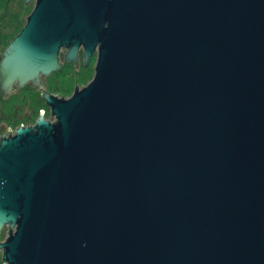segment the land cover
<instances>
[{"label": "water", "instance_id": "obj_1", "mask_svg": "<svg viewBox=\"0 0 264 264\" xmlns=\"http://www.w3.org/2000/svg\"><path fill=\"white\" fill-rule=\"evenodd\" d=\"M23 1L3 98L96 63L0 122L2 264H264V0Z\"/></svg>", "mask_w": 264, "mask_h": 264}, {"label": "rangeland", "instance_id": "obj_2", "mask_svg": "<svg viewBox=\"0 0 264 264\" xmlns=\"http://www.w3.org/2000/svg\"><path fill=\"white\" fill-rule=\"evenodd\" d=\"M27 6L28 8L22 17L23 21L32 11L34 1L29 2ZM15 11L16 8L13 5L10 13L3 19L0 18L2 19L0 26L2 35L5 34L2 29L6 26L10 14ZM6 47L4 44H0V58ZM94 66L95 64H91L88 71L84 72L85 70H83L78 71V73L75 72L73 67L64 66L60 71L53 73L49 80L43 81L42 87L47 89L46 92L53 96L68 99L73 94L75 86L76 89H81L91 81L94 75ZM39 94L36 89L27 85L23 89L13 92L8 98L0 100V122L3 121L5 126L10 128V132H14L19 126L34 125L35 120L39 117L40 110L43 111L42 113L45 112V117L49 119L50 110L43 102L39 101ZM6 134H9V131Z\"/></svg>", "mask_w": 264, "mask_h": 264}, {"label": "trees", "instance_id": "obj_3", "mask_svg": "<svg viewBox=\"0 0 264 264\" xmlns=\"http://www.w3.org/2000/svg\"><path fill=\"white\" fill-rule=\"evenodd\" d=\"M13 5L16 8V11L14 13H11L9 18L7 17L8 18L7 24L2 29L3 33L5 34L2 35L0 31V44H4L5 47L22 29V27L24 26L26 22V18H27L26 17L25 21H23L22 17L28 8L27 4L25 5L23 0H0V18L3 19L5 16H7L10 13ZM2 19H0V26H1ZM0 100H3V96L1 93H0ZM6 234H7V229H3L0 232V242L4 240V238L6 237ZM0 264H2L1 261H0Z\"/></svg>", "mask_w": 264, "mask_h": 264}, {"label": "flooded vegetation", "instance_id": "obj_4", "mask_svg": "<svg viewBox=\"0 0 264 264\" xmlns=\"http://www.w3.org/2000/svg\"><path fill=\"white\" fill-rule=\"evenodd\" d=\"M64 53H65V50H62V52H60V54H59V63L61 64V69L65 66V67H73V69L75 70V72H76V69H75V66H74V64L73 63H71V62H66V63H64L63 64V56H64ZM77 63H78V71H83V70H85L84 72H86V71H88L89 70V68H90V66H91V64H95L96 63V54L94 53L93 55H92V57L90 58V60H89V62H88V64H87V66H84V61H83V52H82V49L80 48L79 49V51H78V60H77ZM95 67V66H94ZM60 69V70H61ZM59 70V71H60ZM52 75V74H51ZM50 75V76H51ZM50 76L48 77V78H46V77H41L40 78V84H41V86H43V81H46V80H49V78H50ZM28 85H30L31 87H33L34 89H36L34 86H32V84L30 83V84H28ZM27 86V85H26ZM15 90V87L13 88V90H12V92ZM40 94V99H39V101L42 103H44L45 104V101H44V98H42V96H41V94H42V90H47V89H45L44 87H42V88H39V89H36ZM49 94V93H48ZM49 95H51V94H49ZM10 96V95H9ZM8 96V97H9ZM7 97V98H8ZM6 99V98H5ZM45 106H46V104H45ZM47 107V106H46ZM43 116L45 117V112L43 113ZM46 118V117H45ZM51 118V117H50ZM49 118V119H50ZM47 119V118H46ZM48 119V120H49ZM37 120V119H36ZM35 120V121H36ZM35 123V122H34ZM29 126H31V125H29Z\"/></svg>", "mask_w": 264, "mask_h": 264}, {"label": "built area", "instance_id": "obj_5", "mask_svg": "<svg viewBox=\"0 0 264 264\" xmlns=\"http://www.w3.org/2000/svg\"><path fill=\"white\" fill-rule=\"evenodd\" d=\"M42 114H43V113H42ZM49 120H50V121H53V119H52V118H51V119H49ZM12 133H13V132H11V134H12ZM9 134H10V133H9ZM9 134H6V136H7V135H9Z\"/></svg>", "mask_w": 264, "mask_h": 264}]
</instances>
